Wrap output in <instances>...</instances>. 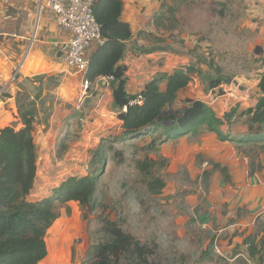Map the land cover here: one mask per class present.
I'll return each instance as SVG.
<instances>
[{
	"label": "rangeland",
	"instance_id": "rangeland-1",
	"mask_svg": "<svg viewBox=\"0 0 264 264\" xmlns=\"http://www.w3.org/2000/svg\"><path fill=\"white\" fill-rule=\"evenodd\" d=\"M123 1L124 10L130 3H150L135 8L147 21L139 49L174 54L178 63L170 71L185 66L201 71L192 74L189 85L178 93L173 110L184 108L188 100L201 99L216 116L230 110L239 115L261 95L257 83L264 70V0ZM217 75L229 82L212 90L206 78ZM57 84L49 79L47 87L50 90ZM96 95L94 87L84 91L79 82L75 104L64 107L66 116L52 120V109L42 116L34 114L37 173L29 199L48 197L70 176L97 170L99 176L97 206L92 213L73 202L58 206L59 218L45 239L46 262L75 264L80 255L82 264L87 250L100 242L101 220L107 218L142 244L156 245L155 260L161 264H264L263 216L245 221L239 210L236 220L215 223L216 214L226 215L225 207L215 208L209 200L210 181L220 172L212 171L215 162L201 149L210 144L205 138L212 133L202 127L183 141L162 145L154 141L153 148H149L153 136L110 144L111 136L118 133L116 117L111 114L99 120V129L95 126L92 134L85 133L95 120ZM242 120L232 129H240ZM50 122L55 131L52 140L44 137ZM17 124L11 125L17 130ZM61 143L67 149L57 157ZM102 145L112 149L103 151ZM99 148L102 164L95 157ZM241 150L250 157L251 168L257 166V150ZM204 171L210 172L209 177ZM154 181L164 184L156 194L148 190ZM240 221L248 224L231 227Z\"/></svg>",
	"mask_w": 264,
	"mask_h": 264
},
{
	"label": "trees",
	"instance_id": "trees-1",
	"mask_svg": "<svg viewBox=\"0 0 264 264\" xmlns=\"http://www.w3.org/2000/svg\"><path fill=\"white\" fill-rule=\"evenodd\" d=\"M122 11V0H95L93 13L104 44L91 50L84 76L89 85L99 78H112L113 109L121 125L120 133L111 136L110 144L153 136L149 147L153 148L154 141L160 145L174 142L195 136L204 127L220 142L264 151V72L260 73L257 84L262 95L256 105L239 115L236 110H230L221 118L197 99L188 100L180 110L172 109L178 93L191 82V75L201 74L194 66L178 68L170 74H158L139 93L127 94L126 67L120 62L132 33L130 25L121 20ZM206 79L212 90L229 82L218 75L215 79ZM219 92L222 95V91ZM139 97L141 105L135 103ZM18 110L21 127L17 130L15 126L0 128V264H39L48 254L45 239L59 218L58 206L73 202L85 208L88 214L92 213L97 206L99 176L98 170L82 177L70 176L48 197L29 199L37 173V148L33 137L35 108L24 102ZM239 119H243L245 130L232 133V126ZM222 126L228 128L226 132L221 130ZM101 148L103 151L112 149L104 145ZM60 149L56 152L57 157L63 155L67 146L61 143ZM97 151V163L102 164V151L100 148ZM212 170H219L227 180L226 168L213 163ZM163 187L161 181H154L148 185V190L156 194ZM99 233L100 242L87 250L82 264H161L155 260L156 245L142 244L115 222L102 219ZM261 244L264 250V236ZM252 245L253 241L250 242Z\"/></svg>",
	"mask_w": 264,
	"mask_h": 264
},
{
	"label": "crops",
	"instance_id": "crops-1",
	"mask_svg": "<svg viewBox=\"0 0 264 264\" xmlns=\"http://www.w3.org/2000/svg\"><path fill=\"white\" fill-rule=\"evenodd\" d=\"M139 4L148 6L150 3H130L129 9L123 8L121 14V20L130 25L132 33V39L127 43L126 52L120 62V65L126 67L125 90L130 95L142 91L156 75L172 73L175 69L172 71L169 69L178 63L172 53L139 49L142 48L143 42L141 32L145 30L143 27L147 23L146 19L143 20L135 10ZM69 36L47 9L45 0H0V92L3 93L0 100V128L12 126L13 123H18V128L21 127L18 109L24 102L32 104L35 109L38 108L35 112L38 116H42L46 111L49 113V109H52L51 112L54 114L52 120L68 114L64 107L75 104L74 95L78 83L80 82V88L82 83L81 76L67 71L61 61ZM16 70L14 81H10ZM262 72L264 70L260 73ZM49 79H55L58 83L50 90L47 87ZM90 86L94 87L99 101L92 113L95 120L87 126L89 130L85 131L88 134L93 133L95 126L98 129L101 127L99 120H102L105 114L116 117L115 109L112 111L111 81L99 78ZM163 87L164 85H161V88ZM257 100L250 108L256 105ZM223 115L224 113L218 117L221 118ZM116 124L120 133L121 123L117 118ZM227 129L226 126L221 127L224 132ZM244 130L243 126L238 130L231 129L232 133ZM54 133L50 122L44 137L52 140ZM189 137L191 136L177 141ZM205 139L210 144H205L206 148L202 147V151L227 170V180L219 171L220 174L218 172L213 174L214 177L210 181V203L216 205L215 208L222 206L226 210L223 218L221 214H216L215 223L236 220L239 210L243 213L245 221L254 222L259 217H264V151L254 153L257 166L251 168L250 157L241 150L251 148L231 142H220L214 134ZM204 172L208 173L204 176L209 177L210 172ZM240 222L228 227L248 224ZM47 257L39 264H49L46 262ZM82 259L83 256L77 255L75 264H80Z\"/></svg>",
	"mask_w": 264,
	"mask_h": 264
},
{
	"label": "built area",
	"instance_id": "built-area-1",
	"mask_svg": "<svg viewBox=\"0 0 264 264\" xmlns=\"http://www.w3.org/2000/svg\"><path fill=\"white\" fill-rule=\"evenodd\" d=\"M94 3L95 0H45L47 9L56 17L58 25L70 35L61 61L67 71L81 76L84 91L90 86L84 79L89 65V51L104 44L93 13ZM17 70L12 74L10 81H14ZM104 79L112 81L111 77ZM2 97L3 93L0 92V100ZM141 102V97L135 101L138 105H141ZM80 122L84 127L82 119Z\"/></svg>",
	"mask_w": 264,
	"mask_h": 264
}]
</instances>
